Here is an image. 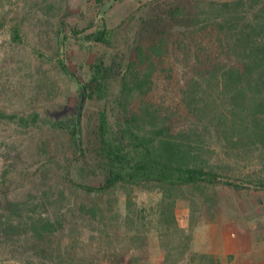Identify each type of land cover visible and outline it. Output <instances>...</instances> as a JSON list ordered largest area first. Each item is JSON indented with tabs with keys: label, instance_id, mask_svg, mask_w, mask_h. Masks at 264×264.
Returning <instances> with one entry per match:
<instances>
[{
	"label": "rangeland",
	"instance_id": "374dc122",
	"mask_svg": "<svg viewBox=\"0 0 264 264\" xmlns=\"http://www.w3.org/2000/svg\"><path fill=\"white\" fill-rule=\"evenodd\" d=\"M177 1L0 0V112L29 120L38 115L42 122L25 128L0 120V218L10 208L22 216L12 232L0 224V264H264L262 190L152 184L89 194L68 182L103 184L97 125L103 110L111 125L120 117L118 77L107 105L83 102L81 154H75L67 134L48 125L70 121L81 97L59 58L85 84L94 63L121 65L132 56L143 20ZM104 23L114 31L110 45L83 39ZM15 29L20 40L13 38ZM59 39L65 41L62 52ZM171 47L163 62L154 61L152 106L174 105L181 89L177 78L196 72ZM221 143L208 141L211 163L230 167L229 174L238 179L259 175L257 152L245 155ZM39 218L58 229L35 237L29 225Z\"/></svg>",
	"mask_w": 264,
	"mask_h": 264
},
{
	"label": "trees",
	"instance_id": "16d2710c",
	"mask_svg": "<svg viewBox=\"0 0 264 264\" xmlns=\"http://www.w3.org/2000/svg\"><path fill=\"white\" fill-rule=\"evenodd\" d=\"M63 28L62 22L60 33ZM13 34L20 40L18 30ZM113 34L104 23L83 39L108 46ZM137 37L132 56L123 58L121 65L117 61L94 63L85 84L62 57L58 60L62 72L80 86L81 97L78 112L70 121H50L48 125L68 135L75 154L83 151L80 114L84 100L107 105L112 81L118 77L121 83L115 99L121 113L115 126L104 110L97 125L103 184L94 187L68 182L89 194H101L117 185L152 184L194 190L223 184L264 191V0H180L145 18ZM171 46L182 55L178 56L181 63L196 72L177 78L181 89L174 105L152 106L148 102L154 61L163 62ZM64 47L65 41L59 39L61 52ZM0 120L14 121L25 128L42 124L38 115L29 120L0 112ZM212 139L245 155L257 152L259 175L238 179L229 174L230 167L211 163L207 143ZM14 209L0 218L1 226L11 232L22 220ZM30 224L32 233L40 239L58 229L46 219H32Z\"/></svg>",
	"mask_w": 264,
	"mask_h": 264
},
{
	"label": "crops",
	"instance_id": "0c3cea01",
	"mask_svg": "<svg viewBox=\"0 0 264 264\" xmlns=\"http://www.w3.org/2000/svg\"><path fill=\"white\" fill-rule=\"evenodd\" d=\"M215 248H219V247H215ZM215 248H214V251H215ZM211 249H212V247H211ZM212 250H213V249H212ZM214 251L208 252V251L206 250L205 252H206V254H207V253H210V254L220 253L219 251H217V252H214ZM215 255H216V254H215Z\"/></svg>",
	"mask_w": 264,
	"mask_h": 264
}]
</instances>
